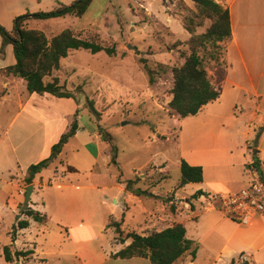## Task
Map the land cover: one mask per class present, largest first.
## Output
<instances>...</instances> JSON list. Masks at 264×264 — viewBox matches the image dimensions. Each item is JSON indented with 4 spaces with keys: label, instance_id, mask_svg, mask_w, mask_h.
I'll return each instance as SVG.
<instances>
[{
    "label": "crops",
    "instance_id": "0c3cea01",
    "mask_svg": "<svg viewBox=\"0 0 264 264\" xmlns=\"http://www.w3.org/2000/svg\"><path fill=\"white\" fill-rule=\"evenodd\" d=\"M17 1L0 0L7 3ZM218 3L229 10L231 39L219 44L223 46L220 65L207 69L208 79L213 87L220 89V96L195 115L204 113V121L209 122L204 126V141L199 146L198 156L201 163H189L190 166L202 168L203 182L189 189L191 198L185 200L180 197L179 191L187 192L186 187L191 184L181 188L178 183L176 189L166 190L164 195L152 190L150 194L157 198L149 199L139 197L132 191H127L122 184H118L124 204L132 201L141 206L142 218L136 224L140 234L126 230L125 220L113 223L120 224L124 235L133 232L146 235L163 231L174 224H182L186 229V238L196 242L199 248L194 260L188 256L176 264H264V214L256 216L249 225L242 226L218 211L205 209L204 200L209 195L239 191L249 184L251 152H256V158L264 171V0H219ZM182 32H185L184 28ZM1 46L2 40L0 49ZM74 52L60 62L59 70L53 74L60 71ZM15 63L13 47L8 45L3 53H0V85L5 88L0 94V165H6L8 173H15L11 175V181L8 183L12 192L6 191L9 196L7 207L15 218L14 224L23 218L19 207L25 205L24 196L28 187L25 178L28 176V168L49 158L54 144L70 131L73 123L77 125L75 134L63 146L56 159L65 154L70 146L73 147V142H78L79 146L71 150L72 157L74 161L86 163L91 172L90 182L83 185L72 182V177L67 176H73L81 169L78 166L81 164L73 161L69 162L72 166H64L65 164L60 162L62 168L58 176L46 175L53 162L36 175L31 184L33 192L30 202L26 206L36 211L32 206L33 196L36 192H41L38 201L42 202V212L48 214L54 228L49 230L46 227L48 221L39 224L30 220L29 227L17 233L16 239L21 242V248H17L15 240L13 250L32 251V264H151L144 258H113L114 254L131 242L130 239H125L123 244L118 243L115 230L113 238L101 240L98 237L112 222L108 220L97 223L92 221L91 217V214L96 213V207L92 205L93 199L103 188L102 184L97 182V177L93 179L94 167L104 153L102 146L105 143L99 136L96 120L87 110H82L79 99L56 98L49 94L28 92L29 95L24 94L25 81L5 72L6 68ZM53 74L45 81L57 78ZM18 87L21 88L23 97H18L12 92ZM31 102L40 107V116L27 112ZM216 103L220 105L214 106ZM67 104L72 107L67 108ZM222 105L244 115L251 110L250 122L235 128L234 133L224 125L218 128L212 126L211 121L221 112ZM209 106L213 107L208 109ZM172 112L174 116L179 117ZM86 116L90 119V127L82 128L80 122ZM259 128L261 131L255 143ZM214 139H221L222 147L225 143L230 156L233 155L232 150L242 149L244 163L242 159L240 162L229 160L221 145L217 147V143H210V140ZM67 167L74 168L76 172H68ZM237 168L244 172L237 174ZM158 172L162 173L161 169ZM60 177L67 182L57 183ZM48 190L53 193H46ZM198 192L203 195L192 199ZM168 193L173 195V200L165 203L162 199L166 198ZM171 206L174 212H171ZM181 208L189 213L184 216ZM179 218L183 220L178 222ZM190 220L195 221L189 228L186 223Z\"/></svg>",
    "mask_w": 264,
    "mask_h": 264
},
{
    "label": "rangeland",
    "instance_id": "374dc122",
    "mask_svg": "<svg viewBox=\"0 0 264 264\" xmlns=\"http://www.w3.org/2000/svg\"><path fill=\"white\" fill-rule=\"evenodd\" d=\"M75 1L0 2V25L8 30L13 27L15 18L19 16L50 12L59 5L70 6ZM197 14L196 6L188 0H93L87 12L80 18L66 16L27 22L28 29L39 30L48 38L69 29L80 39L97 41L104 47L115 48L113 57L105 52L92 55L84 50L75 51L60 71L53 74L59 79L60 85L72 94L73 99L80 100L82 110H87L113 139L111 144L106 142L103 144L104 153L94 167L93 179L97 177V182H100L103 188L93 199L92 205L96 207V213L91 214L92 221L103 223L110 220L113 223L125 220L126 230L140 234L136 224L142 218L141 206L132 201L124 204L118 184L126 188L127 182L133 181L131 188L133 193L144 191L150 194L155 190L164 195L166 190L171 191L178 186L182 161L188 164L201 163L198 152L200 143L204 141V126L209 124L208 121H204L206 114L181 118L174 116L168 107V101L172 98V71L183 64L181 53H189L188 42L191 37L186 31L182 32V27L187 26L195 31V35H200L210 25L208 20L198 18ZM200 24L202 25L197 27ZM211 50V47L206 46L205 51H201L207 69L214 67L213 63H210ZM221 51H217L218 58H221ZM145 67L151 71L152 84L149 82ZM4 89L0 85V94ZM23 90L24 94L29 95L26 86ZM12 92L18 97L24 95L20 87ZM91 105L99 117L90 113ZM65 106L72 107L70 104ZM211 107L213 106H209L208 109ZM220 109L221 112L212 119L211 125L216 128L224 125L232 133L235 128L250 122L252 117L251 110L244 115L230 107L224 108L223 105ZM26 110L34 116H40L41 109L35 103L31 102ZM80 123L82 128H88L91 122L86 116ZM53 129L55 130L54 126ZM260 131L259 128L257 136ZM221 141L214 139L210 140V143L213 142L215 145L217 143V147L219 145L222 147ZM78 146V142H73V147L70 146L65 154L53 161L46 175L56 176L62 168L60 162H63L64 166H72L69 162L73 161L81 164L78 165L81 169H77L75 175L67 176L72 177L74 183L88 184L91 168L83 161H74L72 157V148ZM112 146L117 149V165L111 163ZM222 148L229 160L240 162L242 159L244 163L242 149L232 150L233 155L230 156L225 143ZM6 168V165H0V264H6L2 253L3 247L10 245L13 247L16 242H13L11 236L16 225L15 218L7 207L9 196L6 193L12 192L8 183L11 181V175L15 173H8ZM160 169L162 173L158 172ZM236 172L242 174L244 170L237 168ZM61 178L63 177H60L57 183L67 182ZM195 186L197 185L191 184L186 187L187 192L180 190V197H184V200L191 198L188 191ZM46 193L53 191L48 190ZM40 195L41 192L34 194L32 206L48 219V214L42 212V202L38 201ZM139 197L152 198L149 195ZM164 199L170 202L173 195L168 193ZM188 213L185 211L184 216ZM178 220L181 222L183 219ZM47 221L46 227L49 230L54 228L52 221L49 219ZM194 221L190 220L186 226L190 228ZM114 236V229L110 226L98 237L103 240ZM21 245L17 240V248H21ZM31 259L33 258L13 264H32Z\"/></svg>",
    "mask_w": 264,
    "mask_h": 264
},
{
    "label": "trees",
    "instance_id": "16d2710c",
    "mask_svg": "<svg viewBox=\"0 0 264 264\" xmlns=\"http://www.w3.org/2000/svg\"><path fill=\"white\" fill-rule=\"evenodd\" d=\"M192 2L197 10L198 18L208 20L210 25L204 33L195 35V31L187 26V31L191 38L188 42L189 53H181L183 64L173 69V87L171 90V100L168 103L169 109L174 111L179 117L186 118L195 116L199 111L209 103L216 101L220 96V89L212 86L208 79L207 68L201 51H205L206 46L211 47L210 63L220 65V59L217 57V51H221L220 57L223 55L221 49L222 42L231 39V25L229 10L218 3L219 0H188ZM93 0H76L72 5H59L55 10L50 12H39L26 14L15 18L11 31L6 30L0 25V36L2 38V46L0 53L8 45L13 47L15 65L5 69V72L14 77L25 81L26 90L29 94H49L56 98H72V94L65 90L59 84L57 78L46 82L54 71L59 70L60 62L67 58L72 51L84 50L92 55L105 52L108 56L115 55V48L104 47L97 41H89L80 39L72 30H64L58 35L48 38L43 32L27 28V22L30 20H51L66 16L82 17L90 7ZM202 24L198 25L200 27ZM149 76V82L153 83L151 71L145 67ZM89 111L93 115L99 117V114L91 105ZM98 133L102 141L111 144L112 136L106 132L99 124ZM77 129L76 123H73L70 131L63 135L59 142L52 147L49 158L31 165L28 170V176L25 178L27 186L33 183L36 175L47 169L49 165L61 153L63 146L68 140L74 136ZM259 137L255 139V143ZM111 163L117 165V149L112 146ZM252 162L249 166L251 170H257L260 174L264 173L256 158V152H251ZM68 172H76L74 168L67 167ZM181 179L179 187L189 184H200L203 182V170L201 167L190 166L185 161L180 164ZM133 181L126 184V190L131 191ZM137 196L149 195L157 198L152 194L144 191L135 193ZM202 192H198L192 199L202 196ZM168 203V199H162ZM171 211L174 208L171 206ZM19 213L23 218L17 221L11 232L13 242L16 240L17 233L29 227L30 220L45 224L47 216L34 211L29 206L21 205ZM116 233V241L123 244L125 239H130L129 245L121 249L112 257L115 259H132L144 258L148 259L151 264H176L184 257L196 258L198 244L186 238V229L182 224H174L173 226L160 231L151 232L146 235L137 233H128L124 235L121 231L119 223L110 225ZM11 246V245H10ZM5 246L2 249L3 258L6 263L13 264L20 260L31 258L32 251H13L12 246Z\"/></svg>",
    "mask_w": 264,
    "mask_h": 264
},
{
    "label": "built area",
    "instance_id": "2783aa9c",
    "mask_svg": "<svg viewBox=\"0 0 264 264\" xmlns=\"http://www.w3.org/2000/svg\"><path fill=\"white\" fill-rule=\"evenodd\" d=\"M249 184L235 192L212 194L204 200L206 210L218 211L239 225H249L264 214V173L250 170Z\"/></svg>",
    "mask_w": 264,
    "mask_h": 264
},
{
    "label": "water",
    "instance_id": "95a60500",
    "mask_svg": "<svg viewBox=\"0 0 264 264\" xmlns=\"http://www.w3.org/2000/svg\"><path fill=\"white\" fill-rule=\"evenodd\" d=\"M33 192V186L29 185L26 188L25 196H24V204L27 205L30 202V197Z\"/></svg>",
    "mask_w": 264,
    "mask_h": 264
}]
</instances>
